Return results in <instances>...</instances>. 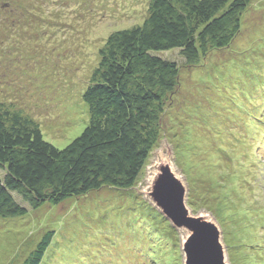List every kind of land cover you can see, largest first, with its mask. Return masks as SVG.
<instances>
[{"label": "rangeland", "instance_id": "374dc122", "mask_svg": "<svg viewBox=\"0 0 264 264\" xmlns=\"http://www.w3.org/2000/svg\"><path fill=\"white\" fill-rule=\"evenodd\" d=\"M152 0H0V103L66 148L89 124L84 94L115 31L141 26ZM180 64L159 138L131 189L104 187L0 218V264H23L54 232L41 264H187L192 232L155 196L169 173L187 217L219 233L225 264H264V0H251L233 43Z\"/></svg>", "mask_w": 264, "mask_h": 264}, {"label": "trees", "instance_id": "16d2710c", "mask_svg": "<svg viewBox=\"0 0 264 264\" xmlns=\"http://www.w3.org/2000/svg\"><path fill=\"white\" fill-rule=\"evenodd\" d=\"M251 0H152L141 26L113 32L101 50L83 100L90 120L66 148L44 139L35 122L0 103V218L45 205L135 186L159 138L168 94L181 66L161 54L178 51L194 65L229 47L242 30ZM54 232L23 264H41Z\"/></svg>", "mask_w": 264, "mask_h": 264}, {"label": "water", "instance_id": "95a60500", "mask_svg": "<svg viewBox=\"0 0 264 264\" xmlns=\"http://www.w3.org/2000/svg\"><path fill=\"white\" fill-rule=\"evenodd\" d=\"M155 196L176 226L192 232L184 247L187 264H225L218 231L208 223L187 217L183 206L184 190L169 173L157 183Z\"/></svg>", "mask_w": 264, "mask_h": 264}]
</instances>
